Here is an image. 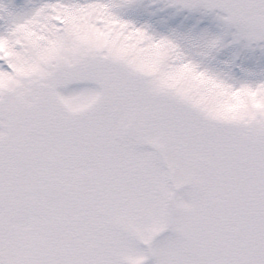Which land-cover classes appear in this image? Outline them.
<instances>
[{
  "label": "snow or ice",
  "instance_id": "6c2138e0",
  "mask_svg": "<svg viewBox=\"0 0 264 264\" xmlns=\"http://www.w3.org/2000/svg\"><path fill=\"white\" fill-rule=\"evenodd\" d=\"M0 264H264V0H0Z\"/></svg>",
  "mask_w": 264,
  "mask_h": 264
}]
</instances>
